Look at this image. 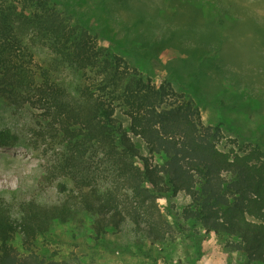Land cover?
<instances>
[{"label": "trees", "instance_id": "1", "mask_svg": "<svg viewBox=\"0 0 264 264\" xmlns=\"http://www.w3.org/2000/svg\"><path fill=\"white\" fill-rule=\"evenodd\" d=\"M104 31L59 0H0V101L37 112L35 138L55 150L40 178L63 194L49 203L0 191V264H81L48 240L55 222L87 220L100 245L130 225L168 252L170 237L185 232L194 264L202 228L238 264H264V142L226 137L223 119L204 121L202 97L100 46ZM37 43L54 56L41 57ZM59 67L82 76L98 69V77L71 86ZM19 140L0 127V146ZM181 195L188 201L177 205Z\"/></svg>", "mask_w": 264, "mask_h": 264}, {"label": "rangeland", "instance_id": "2", "mask_svg": "<svg viewBox=\"0 0 264 264\" xmlns=\"http://www.w3.org/2000/svg\"><path fill=\"white\" fill-rule=\"evenodd\" d=\"M59 2L76 10L87 23L98 27L106 23L100 46L111 45L157 82L170 78L176 89L195 91L203 98L204 121L223 119L226 137L242 134L264 142V0ZM35 46L41 57L54 56L47 46ZM97 70L88 69L82 76L70 67H59L56 74L75 86L87 76L98 77ZM38 118L29 107L16 108L0 101V127H10L20 135L16 144L0 146V191L16 190L21 197L34 195L51 203L63 194L56 180L40 178L55 150L35 138ZM5 196L10 197L9 193ZM187 201L183 195L176 200L177 205ZM160 203L167 212V203ZM200 232L201 256L194 264H238L237 254L227 251L218 235L206 234L202 228ZM186 234L170 237L167 252L162 243H152L144 231L136 234L130 225L108 234L107 245H100L92 238L88 220L83 225L57 221L48 247L71 263L191 264L187 250H192V259L197 253ZM138 239L143 250L135 247Z\"/></svg>", "mask_w": 264, "mask_h": 264}]
</instances>
